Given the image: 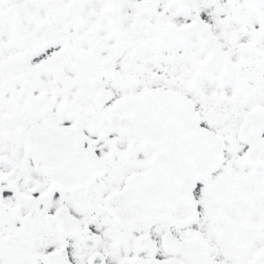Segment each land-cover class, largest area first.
Wrapping results in <instances>:
<instances>
[{
    "label": "snow or ice",
    "instance_id": "6c2138e0",
    "mask_svg": "<svg viewBox=\"0 0 264 264\" xmlns=\"http://www.w3.org/2000/svg\"><path fill=\"white\" fill-rule=\"evenodd\" d=\"M0 264H264V0H0Z\"/></svg>",
    "mask_w": 264,
    "mask_h": 264
}]
</instances>
